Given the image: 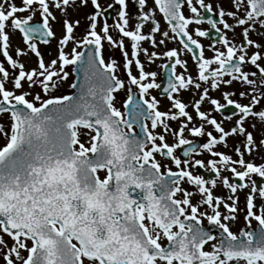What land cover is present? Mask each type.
<instances>
[{
    "label": "snow or ice",
    "instance_id": "6c2138e0",
    "mask_svg": "<svg viewBox=\"0 0 264 264\" xmlns=\"http://www.w3.org/2000/svg\"><path fill=\"white\" fill-rule=\"evenodd\" d=\"M0 264H264V0H0Z\"/></svg>",
    "mask_w": 264,
    "mask_h": 264
},
{
    "label": "flooded vegetation",
    "instance_id": "af4514ba",
    "mask_svg": "<svg viewBox=\"0 0 264 264\" xmlns=\"http://www.w3.org/2000/svg\"><path fill=\"white\" fill-rule=\"evenodd\" d=\"M158 19H160L159 16H158ZM161 26L163 27V21H162V19H161ZM203 27H207V25L205 24V25H203ZM202 39H203V38H202ZM203 42H204L205 44L208 43L207 40H203ZM170 46H173V45H170ZM141 59H143V57H141ZM161 62H162V61H157L156 64L147 65V66H146V70L159 71V70H158V64L161 63ZM69 70H70V71H69V73H70V76H69V77L72 78V81H73L74 78L72 77L71 68H70ZM157 80H158V82H159V80H160V77H159V76L157 77ZM153 94H155V90L153 91ZM125 98H126L125 93H124V91H122V96H121L120 99H118V100L121 101V103L118 104L119 107H122V100L125 99ZM239 226H242V223L237 222L236 224L233 225V230L235 231L236 228L239 227Z\"/></svg>",
    "mask_w": 264,
    "mask_h": 264
},
{
    "label": "rangeland",
    "instance_id": "374dc122",
    "mask_svg": "<svg viewBox=\"0 0 264 264\" xmlns=\"http://www.w3.org/2000/svg\"><path fill=\"white\" fill-rule=\"evenodd\" d=\"M43 50H44V48H43V46H41V51H43ZM47 58L48 57H46V59ZM69 69H70V67L68 68V71H70ZM70 83H72V78L69 77L68 80L64 83V85L60 88L59 92L56 94H67V93H69L71 91V89L68 88V84H70ZM121 96H122V91L119 93L118 99H120Z\"/></svg>",
    "mask_w": 264,
    "mask_h": 264
},
{
    "label": "water",
    "instance_id": "95a60500",
    "mask_svg": "<svg viewBox=\"0 0 264 264\" xmlns=\"http://www.w3.org/2000/svg\"><path fill=\"white\" fill-rule=\"evenodd\" d=\"M73 76H74V78L76 79V76H75V74H73Z\"/></svg>",
    "mask_w": 264,
    "mask_h": 264
}]
</instances>
